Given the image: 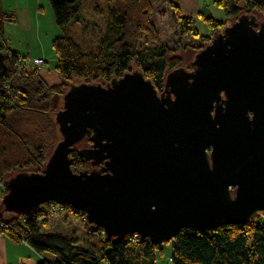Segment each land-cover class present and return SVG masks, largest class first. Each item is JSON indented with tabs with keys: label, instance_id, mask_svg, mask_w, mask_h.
Segmentation results:
<instances>
[{
	"label": "water",
	"instance_id": "95a60500",
	"mask_svg": "<svg viewBox=\"0 0 264 264\" xmlns=\"http://www.w3.org/2000/svg\"><path fill=\"white\" fill-rule=\"evenodd\" d=\"M55 121L61 139L44 169L4 180L5 212L55 202L104 238L153 245L181 229L254 221L264 215V22L240 14L191 70L168 72L160 93L140 70L70 84ZM87 134L90 146L76 147ZM73 148L94 168L73 171Z\"/></svg>",
	"mask_w": 264,
	"mask_h": 264
},
{
	"label": "trees",
	"instance_id": "16d2710c",
	"mask_svg": "<svg viewBox=\"0 0 264 264\" xmlns=\"http://www.w3.org/2000/svg\"><path fill=\"white\" fill-rule=\"evenodd\" d=\"M106 1L113 3L115 0ZM48 2L56 25L62 31L52 39L57 58L54 69L60 73L62 84L70 85L74 78L83 79L86 83L102 81L105 84L130 71L131 65L135 63L159 93L163 90L166 74L179 60L169 55L167 45L155 37H152L155 43L138 47L137 34L144 32L154 35L149 22L146 23L141 16L150 10V0H123L124 6L121 8L108 6L104 27L100 33L98 31V42L94 48L92 43L82 45L76 34L74 36L70 32L72 22L78 20L83 1ZM215 4L225 12L227 18L236 19L242 13L257 12L264 19V0H217ZM173 5L179 13L178 6ZM138 10L140 13L136 17L134 13ZM179 15L182 33L205 38L204 46L210 42L207 34L196 33L193 17ZM203 19L209 29L225 23V19L221 21L213 16H204ZM15 20V14L5 11L0 0V40L5 41L4 53H0L1 181L10 177L16 169L26 166L34 169L44 164L50 146L48 141H56L60 133H57L59 130L45 114L51 106L47 100L55 92H61L63 86L48 84L36 69L25 67L17 72L16 63L20 62L21 56L7 47L4 32V23ZM86 26L83 25L81 30ZM88 45L91 48H87ZM35 74L37 80L33 78ZM15 105L24 106V113L28 117L39 111L36 116L42 117L41 125L46 133L27 137L23 133L13 135L11 113L16 109ZM89 137L90 134H87L85 138L88 146L91 144ZM69 156L74 171L88 166L78 149L73 148ZM65 206V209L51 213L44 205H40L35 211L22 215L5 212L0 200L3 222L0 232L25 242L40 254L42 259L37 264H156V252L163 253L162 244L153 245L149 239L138 235L104 238L102 229L93 231L90 224L82 220L83 212ZM4 213L8 217L3 218ZM169 241H172L170 264H264V224H257L256 219L243 224L223 222L207 228L181 229Z\"/></svg>",
	"mask_w": 264,
	"mask_h": 264
},
{
	"label": "rangeland",
	"instance_id": "374dc122",
	"mask_svg": "<svg viewBox=\"0 0 264 264\" xmlns=\"http://www.w3.org/2000/svg\"><path fill=\"white\" fill-rule=\"evenodd\" d=\"M83 6L78 14L77 22L76 20L72 22L71 28H72V34L75 36L77 40L83 45L91 44L93 45V48L95 44L98 42V31L101 32V28L104 27V23L106 20V10L108 6H113L117 8H121L124 6L123 0H115L113 3H108L106 0H82ZM217 1V0H215ZM206 6L211 3L208 0L204 1ZM150 10L147 11V14L141 15L143 20L150 24V27L153 30V34H147V33H140L137 34L136 38L138 40V47H144L146 45H149L151 43H155L152 39V37L157 38V40L163 41L168 49H169V55L175 56L179 63L170 71L177 69V68H184L186 70H191V64L194 61L196 53L203 48L204 46V40L205 38H201L197 36H194L192 34L188 33H182L180 28V18L179 13L174 7L172 1L170 0H150ZM242 5V3H241ZM217 6V5H216ZM48 7L50 9L49 13H43L39 20V28L33 27L34 31H36V38L34 36V32L31 30H26L23 36L20 34V31L17 30V28H8L10 31L9 35L11 36V41L7 38L6 44L7 47H10V49L20 52L21 58L20 62L16 63L17 72L19 73L21 69H24L25 67L28 69H36L39 75L48 83V84H62V77L60 73L54 69L55 62H56V54L52 46V39L56 36H58L62 31L58 28L56 25L54 14L51 9V7L48 4ZM218 7V6H217ZM219 8V7H218ZM222 12V19H225V23L218 25L216 27H213L209 29L206 22L204 21L203 17L208 16L209 13L205 12L203 16H199L201 22H196V33L198 34H207L209 36V40L216 34H219L223 32L224 27L230 25L232 22L235 21V18H227L225 15V12L219 8ZM140 11H136L134 13V16H139ZM251 15L255 16L258 22H264L263 17L261 14H258L257 12H252ZM219 20V19H217ZM203 21V22H202ZM82 22V24H81ZM11 24V23H8ZM210 24V22H209ZM13 25V24H12ZM83 25H87L85 28H82ZM210 26V25H209ZM56 30L55 34L53 33ZM85 30V31H84ZM5 32V30H4ZM75 33V34H74ZM39 35V36H38ZM50 35L53 36V38L50 39ZM8 36V35H6ZM5 41L0 40V53L3 54L5 49L4 44ZM5 44V45H6ZM91 48V46H87V48ZM17 48V49H14ZM19 50V51H18ZM23 55V56H22ZM43 56L38 57L42 58L43 62L41 65L33 63V60L36 59L37 56ZM132 70H139L135 63L131 65ZM169 71V72H170ZM37 74L33 76L34 79L37 80ZM23 79V78H21ZM19 81V80H18ZM84 80L80 78H74L71 80V84H79L83 83ZM101 82L102 81H96ZM61 92H55L48 101V103L51 105L48 112L45 114L46 117L54 123L55 127L58 130L57 122L55 121V113L62 109L63 107V95L68 90L69 85L68 84H62ZM16 109L11 113V119H13V135H19L20 133H23L25 137L29 135H36V134H42L44 135L46 133L45 128L41 125L42 123V117L36 116V114H39V111L36 114H32V117L26 116V111L24 106L18 107L15 105ZM18 107V108H17ZM39 110V108H32V110ZM30 114V113H28ZM35 117H34V116ZM10 118V116H9ZM32 118H35L34 123H32ZM43 124V123H42ZM59 131H57L58 133ZM56 133V131H55ZM61 135L58 133L55 140H49L48 145L49 148L46 151L45 154V161L44 164H41L39 168L33 167L32 169L30 166L23 167L21 169H16L12 175L16 173L21 172H27V173H36L41 172L46 162L48 161V158L51 156L53 150L55 149L56 144L60 141ZM88 146L85 139L81 140L79 143L76 144V147H83ZM88 166L82 169L78 170H91L94 168L90 163H88ZM100 166H97L98 169ZM40 170V171H37ZM78 170H75L78 171ZM74 171V170H73ZM9 178V177H8ZM7 178V179H8ZM6 191L2 193L0 196V200L5 195ZM50 202L44 203L45 208L52 207L54 208L55 205H50ZM8 217L7 213L3 214V218ZM257 224H264V215H260L256 218ZM163 253L156 252L157 254V263L156 264H170L169 256L172 249V241L164 242L162 244Z\"/></svg>",
	"mask_w": 264,
	"mask_h": 264
},
{
	"label": "crops",
	"instance_id": "0c3cea01",
	"mask_svg": "<svg viewBox=\"0 0 264 264\" xmlns=\"http://www.w3.org/2000/svg\"><path fill=\"white\" fill-rule=\"evenodd\" d=\"M170 1L178 6L182 15L193 17L197 23L201 22L199 16H203L204 10L209 13L208 16H213L219 20L222 19V12L216 6L215 0H208L211 3L207 6L204 2L205 0ZM1 3L5 11L12 12L16 16V20L14 22L4 23L5 35H8L6 37L9 41H11V36L9 35L8 31L10 30L8 28L14 27L20 31L22 36L26 30H31L34 32V36L36 38V31H34L33 27L39 28V20L42 14L50 12L48 0H1ZM55 32L56 30L53 33L55 34ZM51 38H53L52 35H50V39ZM17 53L20 55V52ZM38 57L43 56L39 55L36 58ZM41 259L42 256L35 252L25 242L10 238L5 233H0V264H37Z\"/></svg>",
	"mask_w": 264,
	"mask_h": 264
},
{
	"label": "built area",
	"instance_id": "2783aa9c",
	"mask_svg": "<svg viewBox=\"0 0 264 264\" xmlns=\"http://www.w3.org/2000/svg\"><path fill=\"white\" fill-rule=\"evenodd\" d=\"M42 59L41 58H36V59H34L33 60V63H37V64H39V65H41L42 64ZM3 189H5V187H4V181L2 180H0V196L2 195V193L4 192H2V190ZM52 205H55V207L54 208H52V207H49V208H46L48 211H50L51 213H54V212H56V211H60V210H63V209H65L66 208V206L65 205H63V204H58V203H55V202H53V203H51ZM50 204V205H51ZM44 205V204H43ZM71 207V206H70ZM69 209H71V208H69ZM82 220H84V221H86L87 223H88V221H87V219H86V217H85V214H84V217H82ZM89 224V223H88ZM3 225V222L1 221V218H0V227ZM2 228V227H1ZM1 233V232H0ZM135 236V235H134Z\"/></svg>",
	"mask_w": 264,
	"mask_h": 264
}]
</instances>
